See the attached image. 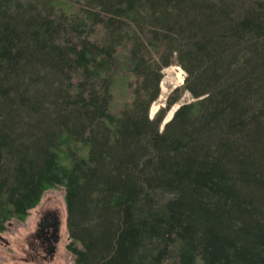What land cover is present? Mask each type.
I'll return each instance as SVG.
<instances>
[{
  "label": "trees",
  "instance_id": "16d2710c",
  "mask_svg": "<svg viewBox=\"0 0 264 264\" xmlns=\"http://www.w3.org/2000/svg\"><path fill=\"white\" fill-rule=\"evenodd\" d=\"M58 185L74 264H264V0H0V232Z\"/></svg>",
  "mask_w": 264,
  "mask_h": 264
},
{
  "label": "rangeland",
  "instance_id": "374dc122",
  "mask_svg": "<svg viewBox=\"0 0 264 264\" xmlns=\"http://www.w3.org/2000/svg\"><path fill=\"white\" fill-rule=\"evenodd\" d=\"M161 75L159 94L148 108V117H152L159 107L165 106L167 97L177 87L176 93L179 94V98L166 108L160 128L173 116L174 111L181 104L194 100L189 91L181 89L186 72L179 65L172 64L162 68ZM121 86L123 85H120L118 89L121 90ZM116 102L118 101L116 100ZM152 105L155 107L153 112H151ZM47 209L56 212L60 217L61 242L59 243V251L53 259L44 261L34 254L32 233L39 216ZM66 215L64 188L58 185L43 191L37 205L29 210L24 219L13 218L9 220L6 223V229L0 232V264H74L73 257L66 248L69 241Z\"/></svg>",
  "mask_w": 264,
  "mask_h": 264
},
{
  "label": "flooded vegetation",
  "instance_id": "af4514ba",
  "mask_svg": "<svg viewBox=\"0 0 264 264\" xmlns=\"http://www.w3.org/2000/svg\"><path fill=\"white\" fill-rule=\"evenodd\" d=\"M60 226L61 220L56 212L47 209L41 213L32 233V248L37 258L49 261L59 251Z\"/></svg>",
  "mask_w": 264,
  "mask_h": 264
},
{
  "label": "bare ground",
  "instance_id": "6f19581e",
  "mask_svg": "<svg viewBox=\"0 0 264 264\" xmlns=\"http://www.w3.org/2000/svg\"><path fill=\"white\" fill-rule=\"evenodd\" d=\"M177 68H178V67H177ZM154 109H155V107H154V105H152V107H151V112H153Z\"/></svg>",
  "mask_w": 264,
  "mask_h": 264
}]
</instances>
